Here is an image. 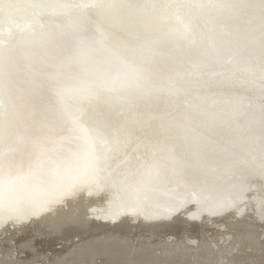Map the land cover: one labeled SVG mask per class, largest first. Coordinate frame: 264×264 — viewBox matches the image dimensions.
Wrapping results in <instances>:
<instances>
[{
	"label": "bare ground",
	"instance_id": "bare-ground-1",
	"mask_svg": "<svg viewBox=\"0 0 264 264\" xmlns=\"http://www.w3.org/2000/svg\"><path fill=\"white\" fill-rule=\"evenodd\" d=\"M71 1L0 0V264H264V0Z\"/></svg>",
	"mask_w": 264,
	"mask_h": 264
},
{
	"label": "water",
	"instance_id": "water-1",
	"mask_svg": "<svg viewBox=\"0 0 264 264\" xmlns=\"http://www.w3.org/2000/svg\"><path fill=\"white\" fill-rule=\"evenodd\" d=\"M108 1L109 0H98L97 2H95L94 1V8L95 7H105V6H107V4H108ZM34 2H35V0H33V1H30V0H21V2H19L20 4V7H19V9L21 8V10L18 12V10L17 9H14V10H17V12L20 14H22V15H24V17H26V16H29L30 17V19H32V20H37V16L39 15L38 14V12H36L35 10L37 9L39 12H43V11H45L44 9H43V6H42V8H39L40 6H39V4H37V5H35V9H34V12H32V10H33V4H34ZM229 13H232V12H229ZM20 14V15H21ZM9 16V15H8ZM8 23L10 24V28L7 30V32L4 34V39H8L9 38V35L12 33V31L14 32V29H13V26H12V22H15V20L17 19L16 17H14V16H9L8 18ZM42 19V18H41ZM41 19H40V21L39 22H41ZM43 20V19H42ZM36 26H39V28H44L45 26H43L41 23H39V24H37ZM15 36V35H14ZM14 36H12L13 38H15ZM0 37L2 38L3 36H1L0 35ZM1 69V68H0ZM0 92H1V94L3 93H5V88L4 87H1V89H0ZM9 99V98H8ZM9 104H11L10 103V100H8V102H7V100L5 99V98H3V97H0V118L3 116V114H7V116H8V112L10 111V106H9ZM1 124V123H0ZM101 221V220H100ZM102 222V221H101Z\"/></svg>",
	"mask_w": 264,
	"mask_h": 264
},
{
	"label": "rangeland",
	"instance_id": "rangeland-1",
	"mask_svg": "<svg viewBox=\"0 0 264 264\" xmlns=\"http://www.w3.org/2000/svg\"><path fill=\"white\" fill-rule=\"evenodd\" d=\"M63 1H68V2H72L71 0H63ZM80 1V0H79ZM73 3V2H72ZM14 29V28H13ZM16 30V28L14 29V31Z\"/></svg>",
	"mask_w": 264,
	"mask_h": 264
}]
</instances>
